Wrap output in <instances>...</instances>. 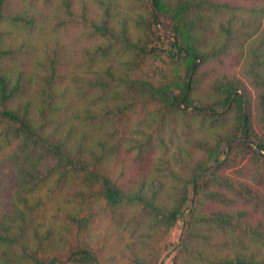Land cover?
<instances>
[{
	"label": "trees",
	"instance_id": "obj_1",
	"mask_svg": "<svg viewBox=\"0 0 264 264\" xmlns=\"http://www.w3.org/2000/svg\"><path fill=\"white\" fill-rule=\"evenodd\" d=\"M263 19L0 0V264H264Z\"/></svg>",
	"mask_w": 264,
	"mask_h": 264
},
{
	"label": "rangeland",
	"instance_id": "obj_2",
	"mask_svg": "<svg viewBox=\"0 0 264 264\" xmlns=\"http://www.w3.org/2000/svg\"><path fill=\"white\" fill-rule=\"evenodd\" d=\"M262 21L264 23V19ZM250 87H251L250 89H251V93H252V101L255 104L254 113H255V116H256L259 113H261V108H260L259 102H260V93H262L263 89L262 88H253L252 86H250ZM174 141H176V144L179 143V142H177V139L176 138H174ZM168 145L170 147L169 148L170 151H167L164 154H161L162 157L170 156V154L176 149V145L175 144L169 143ZM122 150L124 152V155H122L121 157L122 158H125L129 162V164H130L131 161H132L131 158L133 156V153L126 152L125 147ZM128 167H129V165H128ZM128 167H126V169H125L124 168V165L122 163H119L118 164V170H117V176L120 178V169L126 171V175H128L129 174ZM98 231H99V229L98 228H95L94 233L96 234ZM179 235H180V232L179 231H175V233H174V239L175 240H178ZM165 264H169V260H167Z\"/></svg>",
	"mask_w": 264,
	"mask_h": 264
}]
</instances>
